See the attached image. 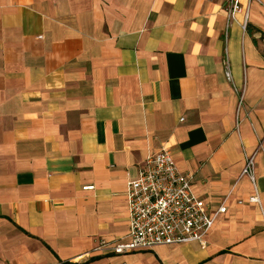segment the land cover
<instances>
[{"label": "crops", "instance_id": "crops-1", "mask_svg": "<svg viewBox=\"0 0 264 264\" xmlns=\"http://www.w3.org/2000/svg\"><path fill=\"white\" fill-rule=\"evenodd\" d=\"M227 4L0 0V264H264V0ZM163 148L226 203L206 245L92 252Z\"/></svg>", "mask_w": 264, "mask_h": 264}, {"label": "built area", "instance_id": "built-area-1", "mask_svg": "<svg viewBox=\"0 0 264 264\" xmlns=\"http://www.w3.org/2000/svg\"><path fill=\"white\" fill-rule=\"evenodd\" d=\"M226 10L230 25L244 11L242 0H228ZM226 76L231 80L229 70ZM254 172V157H248L243 175L249 176L254 182ZM192 180L190 174L178 169L168 149L149 154L137 178L130 180L127 185L130 221L128 239L122 242L100 240L92 252L127 255L158 246L193 242L205 246L207 236L220 215L227 212V206L223 203L217 210L210 212L204 200L193 191ZM84 189L91 190L93 187ZM250 202L260 204L259 196L256 194L251 197Z\"/></svg>", "mask_w": 264, "mask_h": 264}]
</instances>
